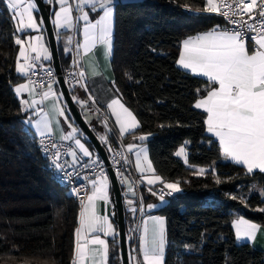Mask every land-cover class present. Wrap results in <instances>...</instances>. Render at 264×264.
Masks as SVG:
<instances>
[{"label": "trees", "instance_id": "16d2710c", "mask_svg": "<svg viewBox=\"0 0 264 264\" xmlns=\"http://www.w3.org/2000/svg\"><path fill=\"white\" fill-rule=\"evenodd\" d=\"M205 4L117 2L112 85L140 123L136 134L148 137L143 143L155 173L180 182L182 191L156 211L166 220L165 264H264L263 254L237 241L231 227L238 217L264 227V212L255 211L264 207V175L224 161L216 141L205 133V114L194 107L204 94L197 89L208 87L207 82L177 67L184 39L222 25L216 15L195 11ZM16 38L11 15L0 0V264H72L79 206L50 179L36 137L25 124L30 116L13 92L20 82ZM57 49L64 70L69 58L59 43ZM185 141L188 164L175 155ZM199 168L206 170L204 175L196 174ZM141 195L145 203L143 190ZM124 220L129 237L133 218L125 210ZM119 249L116 243L109 264L119 262ZM133 249L128 239L130 255Z\"/></svg>", "mask_w": 264, "mask_h": 264}, {"label": "snow or ice", "instance_id": "6c2138e0", "mask_svg": "<svg viewBox=\"0 0 264 264\" xmlns=\"http://www.w3.org/2000/svg\"><path fill=\"white\" fill-rule=\"evenodd\" d=\"M48 2L52 3V0H48ZM116 2L117 0H76V9L81 13L79 19L85 22L84 42L77 46L78 50L82 48L84 54H88L97 44H102L107 53L111 54ZM57 3H59L60 9L54 14L53 23L57 29L71 28L73 17L69 0H57ZM6 6L11 13V18L16 23L17 32L25 30L38 32L40 30L34 16L37 0H7ZM86 6L93 12L102 13L94 23L89 20V13L84 10ZM195 11L222 16L234 26V29L231 31L219 30V26H217L203 34L190 36L183 40L177 64L193 76L206 78L208 85L203 90L197 89L198 94L201 92L204 94L198 95L194 107L206 113L204 121L206 130L219 142L220 151L226 160L243 165L248 173L257 170L264 173V0H206L205 6L202 9H195ZM43 22L41 20L39 23L43 24ZM71 42V39L67 41L68 44ZM15 43L20 46L16 71L22 75L28 76L36 66L34 62L41 58L52 59V53L43 44L41 36L28 37L27 40L18 36ZM68 50L65 49V51ZM32 53L35 55L33 56ZM21 60L23 63L20 62ZM91 67L95 72L94 66ZM46 74L49 77L52 76L51 71H46ZM84 75L83 71L79 73L81 79ZM39 86L30 79L28 83L15 88L18 96L27 92L31 97L30 102L21 100L24 111L34 109L49 97L56 96L52 84L49 83L47 91L40 94L41 98L35 99L34 94ZM89 98L91 99V97ZM81 106L84 105L81 104ZM107 107L115 117L121 138L125 134H133L134 139L147 140L146 135L139 137L134 135L135 130L140 127V123L119 99L111 100ZM52 110L57 115L64 116L66 122L70 120V117L65 115V110L56 104L52 105ZM25 124L35 128L42 138L41 143H43L44 137L51 136L53 133L47 115L41 117L34 125L30 118L25 121ZM105 126L107 127L106 123ZM69 127L72 131L62 135L61 139L74 141L80 153L89 157L93 165L99 166V158L93 159V153L78 137V129L71 123H69ZM100 140L108 144L106 136H100ZM187 143L188 141H185V145ZM52 147L55 148L56 145L53 144ZM136 147L135 144H129L127 151L133 152ZM108 150L113 151L111 146ZM68 155L72 156L73 164H75L77 162L76 152L70 151ZM116 155L121 154L116 153ZM135 155L136 167L142 174L141 178L146 179L149 185L160 184L162 186L158 192L149 189L152 195H158L161 203L165 202V196H172L182 191L179 181L168 182L155 174V169L152 167L151 161L148 160L145 148H140L135 152ZM175 155L181 157L184 163L188 164V153L185 146H181ZM121 158L127 159L123 156ZM59 159L60 153L57 151L54 154L53 162L57 169H62L63 165L57 163ZM113 162H116L115 157ZM144 165L147 167L145 168ZM189 166L191 167V165ZM145 171L152 173L151 177H144ZM205 171L204 168H199L196 174L204 175ZM117 175L123 176L119 170H117ZM221 182L219 178L216 179L217 184ZM89 183L92 186L90 193L86 191L84 196H80L81 211L78 219L79 226L75 229L72 264H108V241L102 239L97 233L114 238L119 233L107 215L97 214V201H103L105 204L110 202L109 178L101 170L99 175ZM121 183L127 184L128 191L135 195L134 187L127 177H123ZM75 192L79 196V190L77 189ZM260 194L264 196V189ZM231 198L237 199L235 196ZM240 202L245 207L248 206L242 198ZM127 203L130 206L129 210L135 214L137 208L132 207L133 200L129 199ZM154 207L155 205L150 204L148 210L150 211ZM139 211L143 215L145 209L142 203ZM255 211L264 212V207L256 208ZM232 227L235 229L236 240L245 244H255L261 230L260 225L243 217L233 220ZM136 231L140 232L139 245L138 249L133 251H138L139 255H131L130 264H165L167 242L165 220L162 217L149 216L141 221Z\"/></svg>", "mask_w": 264, "mask_h": 264}, {"label": "crops", "instance_id": "0c3cea01", "mask_svg": "<svg viewBox=\"0 0 264 264\" xmlns=\"http://www.w3.org/2000/svg\"><path fill=\"white\" fill-rule=\"evenodd\" d=\"M44 1H45V3L49 4L50 7H51V10H50V21H51V25H52V28H53V31H54V36H55L56 43L57 44L59 43L63 47V41L66 42V44L69 46V48H67V49H69V50L65 51L64 56L70 58V55L72 53V48H73V42H75V44H76V58H77L79 66L83 69V72L85 73V75L83 77V82H84L83 88L82 87L81 88L78 87V88L72 89V96H71L72 99H73V95L77 96V98L73 99V101L75 102L76 106H78L77 103H76L77 100H80V101L83 100V103L87 102V105L89 106V108H90V110L92 112L90 104L88 103V98L91 97V101L92 102L94 101L93 103L96 106H98L103 111V113L106 115L107 119L109 120L111 126L114 128V130L116 132V135L118 137H120L119 126L116 124L115 117L112 115L111 110L107 107L108 104L113 99H119L120 102H122L121 99L119 98V96L117 95L115 89L113 88V85H112L113 79H114V75H113V69H112V65H111V54L109 55L107 53V50H106L105 46L102 45V44H97L88 54H84L82 48H80L78 50L77 46L78 45H82L83 42H84L83 28L85 26V22L83 20L79 19V17L81 16V13L76 9V0H72V1L69 0V4L72 7V17H73L72 27L71 28H61V29H57L55 24L53 23V20L55 19V15L54 14L57 11H59V9H60L59 3H57V0H52V3H49L48 0H44ZM119 1H125V0H117V2H119ZM3 2L7 5V0H3ZM84 10L89 13V20L91 22H93V23L95 22L96 19L99 18V15L102 14V13H97V12L91 11V9L88 8L87 6L85 7ZM9 13H10V11H9ZM209 14L216 15L214 13H209ZM10 15H11V13H10ZM34 16L36 17V20H37V23L39 25L40 30L38 32L37 31H32V30H25L24 32H17L16 31L17 37L19 36V37L24 38L25 40H27L28 37L41 36L43 38V44L49 49L48 42H47V37H46V34H45V30H44L43 24L39 23L41 21V18H40V15L37 12V9L34 10ZM13 23H14V27H15V30H16V23H15L14 20H13ZM113 23H114V16H113ZM215 27H217V26H215ZM215 27H213V28H215ZM212 29H210V30H212ZM210 30H207V31H210ZM219 30H224L223 24L219 25ZM207 31H204V32L199 33V34H203V33L207 32ZM69 39H71V41H72L71 44L67 43V41ZM112 42H113V34H112ZM182 42H181L180 47H179V53H180V50H181ZM19 50H20V46L17 45L16 61H15V73L20 78V82L17 83L16 85H14L13 92H14L16 98L19 101L21 110L24 113H28V115L30 116L32 125H34L38 120H40L41 117L47 115L48 119H49V122L51 124V127L53 129V133H52L51 136H53V137H55L57 139L63 140V139H61V136L62 135H66V134L71 132L70 131V127H69V123H71L74 126L76 124L74 123L72 117L69 115V113L65 109V104L63 103L62 95L60 96V90H59L58 86L57 87H53L52 86V89L56 93V96L49 97L47 100L43 101V103H41L40 105H37V107L34 108V109H29L28 111H24L23 110L24 106L21 104V100H29V102H30L31 101V97L29 96V94L27 92L22 93L19 96L15 92V88L17 86H19L21 84L28 83V81L25 78L26 76L22 75V74H20V73H18L16 71V64H17V61H18V58H19ZM49 51H50V49H49ZM111 51H112V49H111ZM32 55L34 56L35 53H32ZM178 57H179V54H178ZM20 62L23 63L22 60ZM36 62H42L44 64H51V60H44L43 58H41V60L36 61ZM91 66H94L95 72L92 71V67ZM177 67L180 70L192 75L191 73L187 72L186 70L180 68L178 64H177ZM199 78H202V79L206 80V78H204V77H199ZM30 87H32V85H30ZM47 88L44 91H47ZM85 89H87V90H85ZM34 95H35V99H37V100L40 99L38 97V95H37V91H36V93ZM53 104H56L58 107L63 108L65 110V115L69 116L70 120L66 122L64 116L57 115L52 110V105ZM78 107H80V106H78ZM80 108H83V107L81 106ZM197 110L203 112L200 109H197ZM204 114H205V119H206V113H204ZM81 115H82L83 119L85 120V122L88 124V126L94 132V127H91V125H92L94 120L92 119L89 122L83 116V112H81ZM57 122H59V123H57ZM95 122L96 123L94 124V126H95L96 130L98 129L97 131H99L102 136H105L104 130L99 126L97 121H95ZM30 129H31L33 135L36 138L40 137L39 134L36 132L34 127L31 126ZM205 133H206L207 136H209L212 139H214L216 141V143L218 144V146H219V142L216 140V138L211 136L207 132L206 124H205ZM125 135L128 136L129 134H125ZM121 139L123 140V138H121ZM63 141H66V142H69L70 144H72L71 140H63ZM101 143H103V142H101ZM125 143H126V141H125ZM125 143H124V150L128 153V155H129V157L131 159V162H132V165H133V169H134V173L136 174V177H137V184H138L139 190L140 191L143 190L145 198L148 199L144 203L145 214H144V217L142 218V220L147 218V217H149V216H158V217H162L164 219L163 216H161L159 214H156V211L159 210L160 208H162L168 202V198H170L171 196L167 197L165 199L164 203H161V201L158 199V196L152 195V192L149 191V189H152L154 191V189L159 188V187L161 188L162 186L160 184L149 185V184H147L146 179H142L141 178L142 174L136 167V155H135V152L138 151L140 149V147H136L133 150V152H128L127 151V146H126ZM137 148H139V149H137ZM76 150L78 152H80L78 149H76ZM68 157L71 160L73 159L71 155H68ZM223 159L226 162L232 163L234 165H237V166L243 168L247 172V169L243 165L236 164V163H234V162H232L230 160H226L224 157H223ZM148 160H149V158H148ZM144 167L146 168L147 166L144 165ZM254 172L260 173L258 170L254 171ZM261 174L264 175V173H261ZM151 175H152V173L147 172V171H145L143 173L144 177H151ZM126 176H127V179H129V182L132 183V185L134 187V191L136 193V188H135L132 176L129 175V174H126ZM108 191H109V200H110V202L108 204H105L103 201H97V214L101 215V216L107 215L109 220L113 223V227L118 232L117 224H116V222H115V220L113 218V206H112V203H111V195H112L111 186L109 187ZM127 194L128 193H127V185H126V192H125V195H123L124 210L126 208V201H128L129 199H132L134 197V195H132V194H131L130 197H128ZM175 194H177V193H175ZM175 194H173V195H175ZM150 204L151 205H155V207L152 208L149 211L148 210V205H150ZM80 211H81V207L79 208V213H80ZM131 217L134 218V215L131 216ZM78 219H79V214H78ZM78 219H77V227L79 226ZM140 224H141V222H140ZM140 224H139V226H140ZM231 227H232V223H231ZM165 229H166V220H165ZM232 229H233L234 234H235V229L233 227H232ZM97 235H100V237L102 239H105V240L108 241V244H109V262H110V258H111V256L114 253L115 244L118 243V236H116L115 238L112 237V236L105 237L103 235V233H97ZM139 236H140V232L138 231L136 245L133 244V248H135V249H138ZM128 239L133 241L131 234H130V237H126V240H128ZM248 244L253 249H255L257 251H260L263 254V258H264V227L263 226H261V230H260V232L257 235V240H256L255 244H251V243H248ZM74 247H75V232H74ZM165 250H166V247H165ZM131 255H139V253H138V251H135L134 253L132 251ZM73 258H74V248H73ZM73 258H72V262H73ZM109 262H108V264H109Z\"/></svg>", "mask_w": 264, "mask_h": 264}, {"label": "built area", "instance_id": "2783aa9c", "mask_svg": "<svg viewBox=\"0 0 264 264\" xmlns=\"http://www.w3.org/2000/svg\"><path fill=\"white\" fill-rule=\"evenodd\" d=\"M216 16L221 20L224 30L231 31L234 29V26L228 23V21L225 20L222 16ZM245 18L247 19V17ZM69 60L70 61L68 66L64 70H61V76L68 91L70 92L74 88H83L84 86L83 78L81 79L79 76V73L83 71V69L79 66L76 58L75 42H73L72 53L70 55ZM34 63L36 65L35 68L25 78L27 81L31 79L32 81H35L37 85H40L36 88V91L38 97L41 98L40 94L44 92V90L48 87L49 83H51L53 87L58 86L57 75L52 64H44L42 62ZM46 71H51L52 76L49 77L46 74ZM88 103L90 104L92 112L95 115L99 126L104 130L105 136L108 139V144L102 143V145L107 155L109 168L113 171L117 180L122 198L126 192V184L121 183L122 178L125 177L126 174L131 175L133 178L136 193L131 200H133V204L134 207L137 208V212L134 214L131 235L133 240L132 242L134 245H136L138 235V231H136V229L139 227V224L142 218L144 217L145 211L143 215H141L139 211L141 203L144 206V201L141 195V191L139 190L137 184V177L134 173L131 159L128 153L124 150L123 140L116 135L114 128L111 126L109 120L107 119L103 111L98 106H96L89 98ZM105 123L107 124V127L105 126ZM41 139V137L36 138V147L45 162L46 171L50 179L55 184L64 189L66 193L71 197V199L75 201L80 208V196H84L86 191L89 193L91 191L92 186L89 181L95 179L99 175V172L101 170L108 176V167L104 164V162L94 149L93 159L97 157L99 158V166L93 165L90 158L84 157L83 154L78 152L75 147L69 142L57 139L53 136L44 137L43 143H41ZM53 144L56 145L55 148L52 147ZM109 146H111V148L113 149L112 152L108 150ZM57 151H59L60 153V159L59 161H57V163L63 165L62 169H57L53 162L54 154ZM70 151H75L77 154V162L75 164H73V159L71 160L68 157V153ZM116 153H120L121 155H116ZM122 156L126 157L127 159H122ZM114 157L116 161L115 163L113 162ZM85 165H88V167H85ZM117 170H119L123 174V176H118ZM77 189L79 190V196L75 192V190ZM159 189L160 187L154 189V191L158 192ZM167 197L169 196H165V198Z\"/></svg>", "mask_w": 264, "mask_h": 264}, {"label": "water", "instance_id": "95a60500", "mask_svg": "<svg viewBox=\"0 0 264 264\" xmlns=\"http://www.w3.org/2000/svg\"><path fill=\"white\" fill-rule=\"evenodd\" d=\"M37 12L40 15L41 20H43V27L47 37L48 46L50 52L52 53L51 64L57 75L58 87L62 98L65 102V105L69 111L70 116L74 120L75 124L78 126L79 130L86 137L87 141L90 143L92 148L100 156L104 164L108 167V178L111 185V203L113 206V218L117 224L118 229V244H119V255L120 259L117 264H130L127 250V240H126V231H125V220H124V206L123 198L115 178L113 171L109 168V163L107 155L102 143L96 137L92 129L88 126L81 115L80 109L76 106L73 101L70 92L68 91L62 76H61V66L58 57L57 43L55 41L54 31L50 21V10L51 7L49 4L45 3L44 0H37Z\"/></svg>", "mask_w": 264, "mask_h": 264}, {"label": "rangeland", "instance_id": "374dc122", "mask_svg": "<svg viewBox=\"0 0 264 264\" xmlns=\"http://www.w3.org/2000/svg\"><path fill=\"white\" fill-rule=\"evenodd\" d=\"M65 43V44H64ZM66 48H69V46L66 44V42L65 41H63V51H64V53H65V49ZM60 96H61V93H60ZM75 97V99L77 98V96H75V95H73V98ZM77 101H79V102H77ZM76 101V103H77V105L78 106H80L81 107V104H83L84 106H83V108H80V107H78L79 109H80V111L81 112H83V116L85 117V119L86 120H88L89 122L93 119L94 121H93V123H92V125H91V127H94V133H95V135H96V137L99 139V141L100 142H102L101 140H100V136H102L101 134H100V132L99 131H97L96 130V128H95V126H94V124L96 123L95 121H97V119H96V117H95V115L91 112V110H90V108H89V106L87 105V102H85V103H83V100H77ZM63 103L65 104V102H64V100H63ZM121 103H123V102H121ZM124 104V103H123ZM124 106L126 107V105L124 104ZM65 109L67 110V112L69 113V111H68V109H67V107H66V105H65ZM129 109V108H128ZM130 110V109H129ZM131 111V110H130ZM132 112V111H131ZM133 113V112H132ZM70 115V114H69ZM74 121V120H73ZM75 123V122H74ZM98 123V122H97ZM73 127H75V128H77L78 129V137L81 139V142L82 143H84L85 144V146L89 149V151L90 152H92L93 154H94V151H93V148H92V146H90V145H88L87 144V139H86V137L83 135V133H80L81 131L79 130V128H78V126H74V125H72ZM29 127L31 128V125H29ZM137 130V129H136ZM136 130H135V133H134V135L136 136V137H139L140 135L139 134H136ZM70 131H72V129L70 128ZM80 131V132H79ZM82 135V136H81ZM125 137H127V140H126V146L127 145H129V144H135L137 147H140V148H145L146 150H147V147H146V145L143 143L144 141H140L139 139H134L133 138V134H129L128 136H124L123 138H125ZM71 143L75 146V143H74V141H72L71 140ZM185 147H186V145H185ZM75 148H76V146H75ZM77 149V148H76ZM137 149H139V148H137ZM79 150V149H78ZM147 156H148V150H147ZM85 157V156H84ZM86 158H89V157H86ZM149 158V157H148ZM181 161H183L184 162V160L181 158V157H178ZM125 177H127L126 175H125ZM128 181H129V179H128ZM127 185V184H126ZM111 185H110V181H109V187H110ZM127 196L128 197H130L131 196V194L132 193H130L129 191H128V185H127ZM166 199V198H165ZM129 205H128V203H127V201H126V208H125V212L128 214V216H133L134 214L129 210ZM132 207H134V205H132ZM164 219H165V217H164ZM129 237H130V234H129ZM135 249V248H134ZM133 249V250H134ZM133 253H134V251H133ZM130 254L128 253V257H129V263H130Z\"/></svg>", "mask_w": 264, "mask_h": 264}]
</instances>
